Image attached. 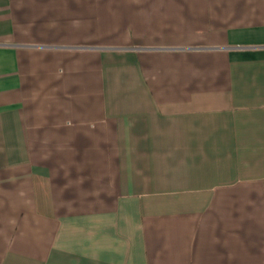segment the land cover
Listing matches in <instances>:
<instances>
[{"label": "crops", "instance_id": "0c3cea01", "mask_svg": "<svg viewBox=\"0 0 264 264\" xmlns=\"http://www.w3.org/2000/svg\"><path fill=\"white\" fill-rule=\"evenodd\" d=\"M0 264H264V0H0Z\"/></svg>", "mask_w": 264, "mask_h": 264}]
</instances>
